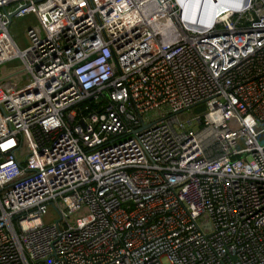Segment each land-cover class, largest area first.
<instances>
[{"label":"built area","instance_id":"1","mask_svg":"<svg viewBox=\"0 0 264 264\" xmlns=\"http://www.w3.org/2000/svg\"><path fill=\"white\" fill-rule=\"evenodd\" d=\"M0 264H264V0H0Z\"/></svg>","mask_w":264,"mask_h":264},{"label":"rangeland","instance_id":"2","mask_svg":"<svg viewBox=\"0 0 264 264\" xmlns=\"http://www.w3.org/2000/svg\"><path fill=\"white\" fill-rule=\"evenodd\" d=\"M34 19L32 17H25L22 19H13L11 26L9 28L10 35L13 40L16 42L20 49H24L26 47V42L24 38V32L26 28L30 25H34ZM16 62L7 63V65L15 64ZM77 215L73 216L76 217Z\"/></svg>","mask_w":264,"mask_h":264},{"label":"water","instance_id":"3","mask_svg":"<svg viewBox=\"0 0 264 264\" xmlns=\"http://www.w3.org/2000/svg\"><path fill=\"white\" fill-rule=\"evenodd\" d=\"M12 16L9 17V19H11Z\"/></svg>","mask_w":264,"mask_h":264}]
</instances>
